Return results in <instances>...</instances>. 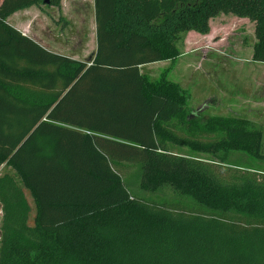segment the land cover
I'll return each instance as SVG.
<instances>
[{
    "label": "trees",
    "instance_id": "16d2710c",
    "mask_svg": "<svg viewBox=\"0 0 264 264\" xmlns=\"http://www.w3.org/2000/svg\"><path fill=\"white\" fill-rule=\"evenodd\" d=\"M42 4L0 5V264H264V174L226 164L264 158L262 131L194 117L166 72L141 71L221 14L255 23L264 63V0H94L89 63L7 22Z\"/></svg>",
    "mask_w": 264,
    "mask_h": 264
},
{
    "label": "rangeland",
    "instance_id": "374dc122",
    "mask_svg": "<svg viewBox=\"0 0 264 264\" xmlns=\"http://www.w3.org/2000/svg\"><path fill=\"white\" fill-rule=\"evenodd\" d=\"M65 6L69 9L66 16L74 31L77 30L78 37L86 31L94 38V0H66ZM37 7L47 10L50 18L55 15L59 33L64 27L63 12L47 4ZM25 17L26 14L20 10L12 14L9 20L12 25H16L25 22ZM35 19L30 23L32 29L37 27ZM255 29V23L249 19L221 14L210 21L208 35L193 31L180 35L177 47L181 55L177 60L146 65L141 71L153 80L159 79L166 72L170 81L182 87L186 94V109L194 117L202 120L232 117L250 121L263 133L264 156V63L253 60L257 41ZM171 150L207 162L218 161L212 155L197 153L189 148L172 146ZM226 164L264 174V158L257 159L247 153L227 154ZM28 200L32 215H35V202L29 194Z\"/></svg>",
    "mask_w": 264,
    "mask_h": 264
},
{
    "label": "crops",
    "instance_id": "0c3cea01",
    "mask_svg": "<svg viewBox=\"0 0 264 264\" xmlns=\"http://www.w3.org/2000/svg\"><path fill=\"white\" fill-rule=\"evenodd\" d=\"M1 3L2 1L0 5ZM65 4L66 0H61L60 8L51 6L52 9H58L60 12H63V18H61L64 27L59 30V33L56 27L58 19H56L55 15H52V18H50L47 14V10L37 6H34V8H36L35 11H33V7L23 10L26 14L25 22H19V25H12L9 18L7 22L48 51L89 63L97 51V36L95 35V37L92 38L84 31L83 35L78 37L77 30L76 32L74 31L72 25H70L69 17L66 16L69 14V9H67ZM93 7L95 15V5ZM34 18H36L37 27L32 29V24L30 25V23L33 22ZM160 63L161 62L155 64Z\"/></svg>",
    "mask_w": 264,
    "mask_h": 264
},
{
    "label": "water",
    "instance_id": "95a60500",
    "mask_svg": "<svg viewBox=\"0 0 264 264\" xmlns=\"http://www.w3.org/2000/svg\"><path fill=\"white\" fill-rule=\"evenodd\" d=\"M44 3L49 5L50 4V0H44Z\"/></svg>",
    "mask_w": 264,
    "mask_h": 264
},
{
    "label": "built area",
    "instance_id": "2783aa9c",
    "mask_svg": "<svg viewBox=\"0 0 264 264\" xmlns=\"http://www.w3.org/2000/svg\"><path fill=\"white\" fill-rule=\"evenodd\" d=\"M1 218H2V210H1V207H0V222H1Z\"/></svg>",
    "mask_w": 264,
    "mask_h": 264
}]
</instances>
